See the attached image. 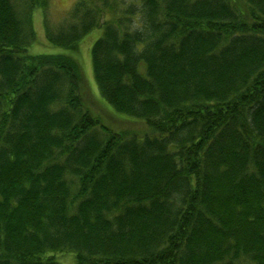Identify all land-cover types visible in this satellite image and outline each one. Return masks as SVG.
Here are the masks:
<instances>
[{
	"label": "trees",
	"instance_id": "1",
	"mask_svg": "<svg viewBox=\"0 0 264 264\" xmlns=\"http://www.w3.org/2000/svg\"><path fill=\"white\" fill-rule=\"evenodd\" d=\"M50 5L0 0V264H264V0ZM36 9L56 47L104 29L95 80L134 128L29 53Z\"/></svg>",
	"mask_w": 264,
	"mask_h": 264
},
{
	"label": "rangeland",
	"instance_id": "2",
	"mask_svg": "<svg viewBox=\"0 0 264 264\" xmlns=\"http://www.w3.org/2000/svg\"><path fill=\"white\" fill-rule=\"evenodd\" d=\"M77 1L78 0H51V5L48 11L50 20L57 24L63 19H66ZM126 1L131 3L133 1L137 2L138 0ZM33 26L37 39L29 48L30 54H67L76 59L83 70L85 78L84 95L89 108L97 116L103 118L104 123L115 131H119L125 127L134 128L136 126L131 123V121L134 120L133 118L116 112L99 92L93 71L92 47L95 42L103 36L104 29L102 27L92 30L82 39L79 49L71 51L53 46L47 41L44 30V15L41 9H36L33 13ZM143 127L139 126L137 129H143ZM59 261L61 264H75L73 254H66L61 257Z\"/></svg>",
	"mask_w": 264,
	"mask_h": 264
},
{
	"label": "bare ground",
	"instance_id": "3",
	"mask_svg": "<svg viewBox=\"0 0 264 264\" xmlns=\"http://www.w3.org/2000/svg\"><path fill=\"white\" fill-rule=\"evenodd\" d=\"M173 8H174V7H173ZM161 43H162V42H161ZM152 47H153V46H152ZM142 50H143V49H142ZM260 76H261V75H260ZM211 99H212V98H211ZM224 101H225V100H224ZM204 102H205V101H204ZM255 102H256V101H255ZM209 109H210V108H209ZM241 110H242V109H241ZM172 114H173V113H172ZM164 115H165V114H164ZM164 115H163V116H164ZM194 125H196V124H194Z\"/></svg>",
	"mask_w": 264,
	"mask_h": 264
}]
</instances>
